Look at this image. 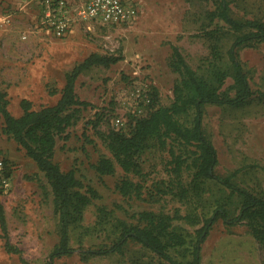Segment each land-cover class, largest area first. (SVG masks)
<instances>
[{"label": "rangeland", "instance_id": "rangeland-1", "mask_svg": "<svg viewBox=\"0 0 264 264\" xmlns=\"http://www.w3.org/2000/svg\"><path fill=\"white\" fill-rule=\"evenodd\" d=\"M138 8L133 21L121 25L79 22L66 37H55L37 28V0H0V87L6 91L11 112L23 114L21 101H32L35 109L58 102L66 84V73L93 52L123 55L110 66L95 64L76 80V92L87 105L78 106L77 123L58 137L54 159L64 171L74 169L83 182V191L92 201L83 218L71 231L76 251L56 258L53 264H171L142 244L131 240L124 254L89 255L82 248L111 243L117 236L118 220L141 223L142 211L174 216V224L188 235V248H171V254L186 263L192 258L190 245L196 230L222 203L231 215L239 212L240 199L216 178H203L199 189L194 174L198 157L193 147L175 139L162 144L152 138L138 155L140 172H127L108 147L107 133L122 129L130 133L139 118L158 106L174 101V85L180 75L171 66L172 45L186 61L204 70L211 60V41L203 34L218 20L205 18L213 0H132ZM239 18L264 19V0H232ZM222 25H225L221 22ZM27 35L26 38L23 36ZM234 37L226 36V50ZM255 95L243 106L206 104L203 128L212 139L218 156L215 173L226 176L238 170L233 180L241 187L264 195V41L240 49ZM233 83L229 77L224 88ZM192 125L194 110L179 116ZM121 119V122H118ZM0 114V198L5 206L9 235L23 250L10 253L0 227V264H46L59 241V216L51 182L36 161L13 137L3 131ZM187 159L177 176L172 149ZM103 157L114 159L116 171L101 175L94 165ZM9 174V177L4 176ZM8 178L7 186L3 179ZM129 180L136 187L124 194L119 185ZM92 188L97 195H92ZM103 212H108L105 214ZM194 215L201 222L184 218ZM107 220L99 224L103 216ZM201 264H264V246L244 222L227 225L219 217L202 246Z\"/></svg>", "mask_w": 264, "mask_h": 264}, {"label": "trees", "instance_id": "trees-1", "mask_svg": "<svg viewBox=\"0 0 264 264\" xmlns=\"http://www.w3.org/2000/svg\"><path fill=\"white\" fill-rule=\"evenodd\" d=\"M213 1L216 4L215 9H207L204 17L209 19V26L210 22L215 20L218 22L215 27L203 30V34L211 41L209 65L201 71L193 68L186 61L181 49L173 44L171 66L180 77L174 85L175 96L172 104L152 109L147 116L136 121L130 133L122 129L110 130L106 135V141L122 168L127 172L137 173L141 171L137 157L147 148L152 138L159 139L164 145H167L168 139L171 138L193 147L198 154L194 159L197 166L194 174L197 189L203 178H216L227 186L232 194L238 196L239 212L231 215V209L224 203L217 207L213 214L205 219L204 225L196 230L195 241L190 245L192 258L186 263L174 257L171 248H188V235L174 224V216L153 211L140 212L139 224L118 220L114 224L118 236L109 244L82 248L83 258L99 254H124L130 241L135 240L171 264H201L203 243L219 217H222L229 226L244 222L264 246V195L239 186L233 180L238 170L226 176L215 173L214 169L218 162L217 150L203 128V108L206 104L240 107L255 95L248 72L240 58V49L264 41V19L239 18L233 13L232 0ZM231 35L234 37L233 41L226 50H223L222 40ZM121 59H123L122 54L91 53L66 73V84L56 104L35 109L32 101L24 98L21 101L24 111L20 116L11 112L8 107V94L0 87V114L4 119V133L13 137L25 148L27 154L45 172L54 190L55 210L59 216V241L51 251L50 259L46 264H53L56 258L71 255L76 251L71 244V231L73 226L82 220L85 208L92 201L91 195L83 191V182L78 178L76 171L74 169L64 171L54 159L57 138L66 137L68 128L77 123L78 106L88 104L78 97L76 80L95 64L110 66ZM229 77L233 79V83L224 88ZM258 93L259 98L264 100V90ZM191 110H194L193 123L190 126L185 125L179 116ZM171 149L172 161L175 164L173 170L178 176L182 173L187 159L183 153L178 154L174 147ZM94 167L101 175L113 174L116 171L115 161L110 157L101 158ZM4 176L9 177V174ZM134 187H136L134 183L129 180H124L119 185V189L124 194H129ZM89 191L93 196L97 195L92 188ZM103 213L108 214V212ZM106 217L103 216L99 224L106 223ZM184 218L194 224L201 222L191 214H187ZM0 227L6 237V250L20 254L24 259L22 248L14 244L9 235L7 215L1 198ZM134 264L151 263L135 262Z\"/></svg>", "mask_w": 264, "mask_h": 264}, {"label": "built area", "instance_id": "built-area-1", "mask_svg": "<svg viewBox=\"0 0 264 264\" xmlns=\"http://www.w3.org/2000/svg\"><path fill=\"white\" fill-rule=\"evenodd\" d=\"M37 6V28L59 38L70 35L79 22L127 24L137 18L139 11L132 0H37ZM3 167L0 160V170ZM3 181L10 185L8 178Z\"/></svg>", "mask_w": 264, "mask_h": 264}]
</instances>
